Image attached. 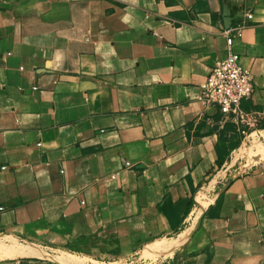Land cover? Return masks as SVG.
Wrapping results in <instances>:
<instances>
[{
  "label": "crops",
  "instance_id": "0c3cea01",
  "mask_svg": "<svg viewBox=\"0 0 264 264\" xmlns=\"http://www.w3.org/2000/svg\"><path fill=\"white\" fill-rule=\"evenodd\" d=\"M0 208V264H264V0H0Z\"/></svg>",
  "mask_w": 264,
  "mask_h": 264
},
{
  "label": "built area",
  "instance_id": "2783aa9c",
  "mask_svg": "<svg viewBox=\"0 0 264 264\" xmlns=\"http://www.w3.org/2000/svg\"><path fill=\"white\" fill-rule=\"evenodd\" d=\"M247 18L251 19L252 15L249 14ZM244 27L245 23L240 22L226 29L228 55L213 66L201 84L199 96L204 106L218 111L223 116H235L239 122L247 119L241 110V102L249 98L254 90L251 74L243 68L240 56L233 51L234 40L242 36Z\"/></svg>",
  "mask_w": 264,
  "mask_h": 264
},
{
  "label": "rangeland",
  "instance_id": "374dc122",
  "mask_svg": "<svg viewBox=\"0 0 264 264\" xmlns=\"http://www.w3.org/2000/svg\"><path fill=\"white\" fill-rule=\"evenodd\" d=\"M247 166L250 165L252 162H244ZM241 169H244L242 167ZM240 171V170H238ZM214 193V192H211ZM202 197V204L203 207H205L207 203V195L203 194ZM146 262L142 260H123V261H117V260H108V259H101V260H93L90 258H87L85 256L76 255V254H70V253H60L54 257H52L50 260H35L31 264H144ZM148 263V261H147Z\"/></svg>",
  "mask_w": 264,
  "mask_h": 264
},
{
  "label": "trees",
  "instance_id": "16d2710c",
  "mask_svg": "<svg viewBox=\"0 0 264 264\" xmlns=\"http://www.w3.org/2000/svg\"><path fill=\"white\" fill-rule=\"evenodd\" d=\"M238 144H239V143H238ZM238 144H237V145H238ZM237 145H236V146H237ZM219 160H220V162H222V161H223V158H222V157H221V158L219 157Z\"/></svg>",
  "mask_w": 264,
  "mask_h": 264
},
{
  "label": "bare ground",
  "instance_id": "6f19581e",
  "mask_svg": "<svg viewBox=\"0 0 264 264\" xmlns=\"http://www.w3.org/2000/svg\"><path fill=\"white\" fill-rule=\"evenodd\" d=\"M198 216V215H197Z\"/></svg>",
  "mask_w": 264,
  "mask_h": 264
}]
</instances>
